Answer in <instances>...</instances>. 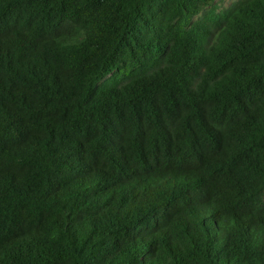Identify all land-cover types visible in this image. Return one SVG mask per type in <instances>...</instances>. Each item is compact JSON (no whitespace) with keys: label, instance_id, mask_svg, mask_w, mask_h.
Returning a JSON list of instances; mask_svg holds the SVG:
<instances>
[{"label":"trees","instance_id":"16d2710c","mask_svg":"<svg viewBox=\"0 0 264 264\" xmlns=\"http://www.w3.org/2000/svg\"><path fill=\"white\" fill-rule=\"evenodd\" d=\"M0 0V264H264V0Z\"/></svg>","mask_w":264,"mask_h":264},{"label":"rangeland","instance_id":"374dc122","mask_svg":"<svg viewBox=\"0 0 264 264\" xmlns=\"http://www.w3.org/2000/svg\"><path fill=\"white\" fill-rule=\"evenodd\" d=\"M235 1H237V0H218L216 2L217 9L218 10L227 9Z\"/></svg>","mask_w":264,"mask_h":264}]
</instances>
